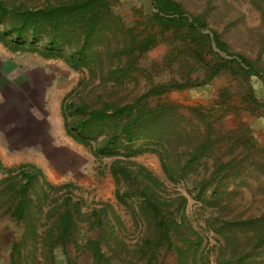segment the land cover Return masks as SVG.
Returning a JSON list of instances; mask_svg holds the SVG:
<instances>
[{
    "label": "trees",
    "instance_id": "obj_1",
    "mask_svg": "<svg viewBox=\"0 0 264 264\" xmlns=\"http://www.w3.org/2000/svg\"><path fill=\"white\" fill-rule=\"evenodd\" d=\"M151 1L153 12L147 23L152 28L138 34L126 28L113 13L112 0H46L33 7L23 0L12 4L0 0V25H3L0 42L11 51L38 50L45 57L64 58L75 71L87 66L94 80L103 76L101 85H106L109 79L117 82L109 91L104 86V92L93 101L86 100L83 95L88 88L82 91L77 88L74 94L81 100H72L64 106L67 135L90 147L95 155H115L119 147L143 140L153 146L171 182L187 178L206 159H213V173L209 180L199 182V186L240 176L243 163L249 160L252 152L249 151L257 149L253 139L245 141L237 134L224 150L228 138L220 135L213 124L214 115L207 116L200 108H192L187 116L176 105L153 106L150 99L173 89L209 84L222 69H229L231 65H234L231 71L239 73L246 81L256 77L264 82V69L245 56L232 53L218 32L209 28L206 13L191 12L180 0ZM251 1L264 4V0ZM109 32L116 42L114 47L108 42ZM167 33L180 40L188 56L203 64L206 80L195 85L186 82L151 86L139 97L124 101L117 87L122 84V77L137 70L135 55H143L165 42ZM207 48L214 55L213 62L202 57ZM222 53L231 58L223 57ZM104 54L108 62L103 60ZM249 99L258 105L254 96ZM238 148L242 150L240 154ZM239 155L244 158L240 160ZM0 169H3L1 162ZM7 172L10 176L4 180V192L9 196V213L17 224L28 225L29 237L35 241L43 239L49 255L60 252L70 256V246L79 247L76 242L78 229L87 221H91V231L99 230L97 238L90 236L83 246L94 264H114L107 252L112 246L116 248L113 255L120 257L122 251L126 254L128 246L117 232L119 227L124 229L125 226L113 205L101 203L84 213L82 201L74 199L72 191L68 190L44 211L51 193L67 190L72 184L42 183V179L46 180L43 172L30 164ZM111 172L117 182L118 204L130 210L137 222L138 219L146 220L147 234L139 248L140 256L147 257L146 264H159L163 250L165 254H175L176 264H249V260L264 248V213L246 218L218 217L208 228L217 241L218 247H215L211 245L210 235L203 234L189 219V199L183 195L172 200L162 198L158 191L163 183L153 172L122 159L113 162ZM132 188L136 190L134 193H131ZM137 196L138 204L134 205L133 200L130 204L127 202L128 198ZM198 197L201 199L202 192H198ZM60 198H63L62 203L57 204ZM220 199V194L214 192L213 200ZM38 222L47 226L42 236Z\"/></svg>",
    "mask_w": 264,
    "mask_h": 264
},
{
    "label": "rangeland",
    "instance_id": "obj_2",
    "mask_svg": "<svg viewBox=\"0 0 264 264\" xmlns=\"http://www.w3.org/2000/svg\"><path fill=\"white\" fill-rule=\"evenodd\" d=\"M4 1L12 4L22 0ZM45 1L23 0L31 7ZM180 1L189 6L191 12L206 13L204 15L209 28L218 32L232 53L241 54L264 69L263 3L255 4L251 0ZM111 9L123 25L135 30V33L141 34L152 28L147 23L153 12L151 0H112ZM1 29L3 25H0ZM108 37V42L114 47L116 42L110 32ZM164 38L165 42L147 53L135 55L137 70L122 77L123 82L117 87L124 101L139 97L151 86L186 82L195 85L198 81L206 80L203 64L188 56L180 40L170 37V33ZM211 45L217 51L215 44L211 42ZM222 56L231 58L224 53ZM202 57L207 62H213L214 59L208 48L204 49ZM102 58L108 62L106 54ZM232 67L234 65L229 69H222L209 84L173 89L150 99L153 106L176 105L187 116L192 108H200L207 116L214 115L213 121H210L220 135L228 138L223 145L224 150L231 143L230 139L237 134L245 141L253 139L257 149L249 151L252 152L249 160L244 161L240 176L226 178L219 183L210 182L201 187L198 183L203 179L209 180L213 173V159L203 160L187 178L171 182L163 172L153 146L143 140L130 146H121L116 151L118 154L106 156H97L90 147L73 140L65 130L63 112L68 102L81 100L74 94L75 90L88 88L83 95L86 100L93 101L104 92V86L109 91L117 82L109 79L106 85H101L103 76L94 80L87 66L81 71H75L64 58L45 57L38 50L11 51L0 42V162L3 166L0 169V264H94L91 255L83 248L87 238H97L99 234V230L89 229L91 221L83 223L78 229L76 242L79 247L71 245L68 257L60 252H56L54 256L49 255L43 239L33 240L28 235V225L14 221L8 211L10 203L8 192H4V180L10 176L8 169L24 164L33 165L43 172L46 180L42 179V183L46 181L55 186L72 184L67 190L56 192L55 195L51 193L44 204V211L48 210V205L56 203L54 200L60 194L68 190L72 191L74 199L82 201L84 213L91 212L93 207H98L101 203L113 205L116 215L123 220L125 226L124 229L119 227L117 232L128 246L126 254L122 251L120 257L113 255L115 246L107 249L114 264H146L147 261V257L139 254L140 245L147 234L146 220H134L131 211L119 205L115 197L117 182L111 172V165L117 159L153 172L163 183V188L158 191L162 198L172 200L178 196H186L189 199V219L203 234L210 235L212 246L216 247L217 241L208 228L217 222L218 217L231 219L263 214L264 82L256 77L248 82L239 73L232 72ZM79 84L81 85L78 87ZM251 96L258 100V105L250 101ZM241 151L238 148V154ZM238 158L242 160L244 156L239 155ZM255 163L260 167H255ZM135 191L132 188L131 193ZM198 192H202L201 199L204 200L199 199ZM214 192L220 194V200H213ZM62 200L60 198L57 204L62 203ZM132 200L134 205L138 204V196L128 198L127 202L130 204ZM38 226L42 236L47 226L43 222H38ZM26 236L28 239H25ZM163 253L164 256H159V264H176L174 253L165 254V250ZM248 263L264 264V248Z\"/></svg>",
    "mask_w": 264,
    "mask_h": 264
},
{
    "label": "crops",
    "instance_id": "obj_3",
    "mask_svg": "<svg viewBox=\"0 0 264 264\" xmlns=\"http://www.w3.org/2000/svg\"><path fill=\"white\" fill-rule=\"evenodd\" d=\"M3 49V48H2ZM61 255H63V254H61Z\"/></svg>",
    "mask_w": 264,
    "mask_h": 264
}]
</instances>
